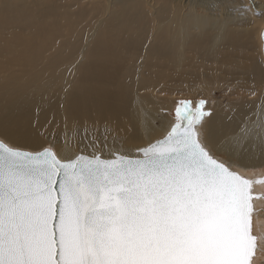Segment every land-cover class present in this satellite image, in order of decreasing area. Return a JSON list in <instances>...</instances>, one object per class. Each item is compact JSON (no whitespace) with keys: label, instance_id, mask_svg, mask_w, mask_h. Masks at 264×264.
<instances>
[{"label":"bare ground","instance_id":"bare-ground-1","mask_svg":"<svg viewBox=\"0 0 264 264\" xmlns=\"http://www.w3.org/2000/svg\"><path fill=\"white\" fill-rule=\"evenodd\" d=\"M251 2L0 0V127L20 143L75 149L87 129L109 147L143 144L166 132L180 95L204 94L214 141L264 104V15L241 8ZM48 125L56 136L44 137ZM237 152L219 155L253 180L262 244L252 264H264V180L253 177L264 153Z\"/></svg>","mask_w":264,"mask_h":264},{"label":"snow or ice","instance_id":"snow-or-ice-1","mask_svg":"<svg viewBox=\"0 0 264 264\" xmlns=\"http://www.w3.org/2000/svg\"><path fill=\"white\" fill-rule=\"evenodd\" d=\"M208 103L180 99L160 138L118 147L87 129L74 149L0 127V264H252L253 180L219 153H264V104L213 141Z\"/></svg>","mask_w":264,"mask_h":264},{"label":"rangeland","instance_id":"rangeland-1","mask_svg":"<svg viewBox=\"0 0 264 264\" xmlns=\"http://www.w3.org/2000/svg\"><path fill=\"white\" fill-rule=\"evenodd\" d=\"M262 1V0H261ZM52 90V88H47L46 89V91H51ZM200 91H202L201 90V88H200ZM169 94V91H166V92H162V95H161V98H163V97H165V96H167ZM219 94V93H218ZM209 96H211V97H209ZM204 95V94H202L201 96H199V95H189V94H187V95H180L177 99H176V101H174V103H173V109L170 111V115H171V122H173V120H174V109H175V105H176V102L178 101V100H180V99H191L193 102H194V104H195V101H197L198 99H200V98H204V99H206L209 103H213V101L214 100H212V95ZM171 122L169 123V125L171 124ZM169 128V127H168ZM42 134L44 135V137L45 136H47V135H51V136H56V131L55 130H53V128L51 129V127L48 125V126H46L44 129H43V132H42ZM165 134V133H164ZM163 135V133L161 134V136ZM161 136H159V138L161 137ZM254 179H255V181H263L264 180V173H257V174H255L254 176ZM259 179H261V180H259ZM260 208V207H259ZM263 208V211H264V207H262ZM261 209V208H260ZM261 211V210H260ZM263 218H264V216H263Z\"/></svg>","mask_w":264,"mask_h":264}]
</instances>
